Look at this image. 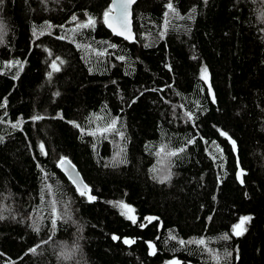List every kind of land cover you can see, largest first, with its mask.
<instances>
[{
  "label": "trees",
  "instance_id": "1",
  "mask_svg": "<svg viewBox=\"0 0 264 264\" xmlns=\"http://www.w3.org/2000/svg\"><path fill=\"white\" fill-rule=\"evenodd\" d=\"M109 2L0 3V264H264V0Z\"/></svg>",
  "mask_w": 264,
  "mask_h": 264
},
{
  "label": "snow or ice",
  "instance_id": "2",
  "mask_svg": "<svg viewBox=\"0 0 264 264\" xmlns=\"http://www.w3.org/2000/svg\"><path fill=\"white\" fill-rule=\"evenodd\" d=\"M133 2H134V0H114L113 5L107 11H105L104 14H103L104 15L105 24H107L110 28H112L113 31L116 32L117 35H123V36H125L126 39L129 38L128 35H126V33L129 32L128 20H127L128 10H129L130 5ZM0 3H2V0H0ZM168 8H169L170 11H174L173 6H172L171 3L168 4ZM72 19L75 21L77 18L75 16H73ZM113 22H115V25H114ZM95 23H96V21L93 20L91 17H89L86 23H80V24L77 25V27L78 28H87V27L93 26ZM48 27L50 28V27H52V25H49ZM117 28H119V31L117 30ZM41 34H43V33H41ZM34 35H35V30H34ZM161 35H163V33H161ZM0 43H3L2 30H0ZM113 47H115V46L113 45ZM100 54L102 55L103 53H100ZM15 65H20L21 69L23 67V65L20 63V61H16L14 65L10 64L9 67H12V66H15ZM52 67H53L54 70H58V69H56L55 62H53ZM201 79L205 80V82H207V68L206 67L202 68V70H201ZM209 91H211L210 88H209ZM213 102H215V97H213ZM5 104H6V101H5ZM3 106L4 105H0V107H3ZM186 115H187V117L189 119L192 118V113L191 112H187ZM41 118L42 117H39V116L33 117V119H41ZM115 125H116V120L114 119V120L111 121V123L108 125V127L104 128V129H98V131L107 132L110 129H113L115 127ZM12 127L16 128L17 124H13ZM91 134H95V133H91ZM220 134L222 136H226L227 135L223 131H221ZM2 139L3 138L0 137V140H2ZM192 142L193 141H191V140L188 141V143H192ZM231 143H232L233 149L235 150V141H231ZM39 147H40V151L43 153L44 152V145L41 144ZM161 151H164V149H161ZM179 151L182 152L183 149H179ZM166 155L167 156H175V155H177V151L166 152ZM65 163H66V158L61 157L60 160H59V165L62 166ZM170 175L171 174L168 173L167 175L162 176L160 178V182L163 183L166 180L170 179ZM242 175H243V172L239 173L237 178L241 179ZM73 182L74 183L77 182L75 177H73ZM241 182H243L242 179H241ZM86 188H87V186L85 185L84 189H86ZM77 191L79 192V194L81 196H84L86 194L85 190H82L79 187L77 188ZM88 199L90 201L91 200H95V197L91 196V195H88ZM117 206L120 207L121 209L125 210V211L122 212V215H126L128 219L132 220L133 223H136L135 218L133 216L127 215L128 213H130L132 211V209L128 205L124 204L123 202H119ZM53 212H55V209H53ZM0 219H3V216H0ZM154 219H156V218H154V217H145V220H147L149 223H151L152 220H154ZM250 219H251L250 217H241L239 223L233 226V234H235V235L242 234V231L244 230L243 229V225ZM52 224H53V226L56 224V219L52 220ZM145 226L146 225H141V227H145ZM227 238H228L227 236L224 237V239H227ZM113 239L114 240L118 239V237L113 236ZM169 239H175V237L174 236H170ZM123 242L125 244H132L135 241L129 240V239H125ZM179 243L181 245H184L186 242L181 240V241H179ZM191 243H197V244L203 245L205 243V241L203 239H201L199 241H191ZM149 248L152 250L150 254H154L155 248H154V245L152 243H150V242H149ZM29 251L34 253L36 251V248H32ZM170 264H179V262L173 260V261L170 262Z\"/></svg>",
  "mask_w": 264,
  "mask_h": 264
},
{
  "label": "water",
  "instance_id": "3",
  "mask_svg": "<svg viewBox=\"0 0 264 264\" xmlns=\"http://www.w3.org/2000/svg\"><path fill=\"white\" fill-rule=\"evenodd\" d=\"M135 1H137V0H134V2L130 5L129 10H128L127 20H128L129 32L126 33V35H128L129 38L126 39L125 36H123V35H117L116 32H114L113 29L110 28L106 24L107 29H109L112 34L116 35L117 37L131 41V42H132V40H134V37H135L134 31L132 29V27H133V21H132L133 15L132 14H133L134 4L136 3ZM113 2H114V0H110V2H109L110 7L113 5ZM113 23L115 25V22H113ZM117 30L119 31V28H117ZM64 158H66V157H64ZM57 165H58V168L61 171L62 175H65L72 182L74 187H76V189L79 187L80 189L85 190L86 194H89V188L87 187L86 189H84V186L87 184L84 181L82 175L80 174L78 168L72 162H70V160L68 158H66V163L64 165H62V166L59 165V160H58ZM73 177L76 178V181H77L76 183L73 182Z\"/></svg>",
  "mask_w": 264,
  "mask_h": 264
},
{
  "label": "rangeland",
  "instance_id": "4",
  "mask_svg": "<svg viewBox=\"0 0 264 264\" xmlns=\"http://www.w3.org/2000/svg\"><path fill=\"white\" fill-rule=\"evenodd\" d=\"M127 215H131V216H133L134 217V215H133V213L132 212H130V213H128ZM239 223V222H238ZM237 223V224H238ZM233 233V232H232ZM173 261V260H172ZM176 261V260H175ZM171 262V261H170Z\"/></svg>",
  "mask_w": 264,
  "mask_h": 264
}]
</instances>
